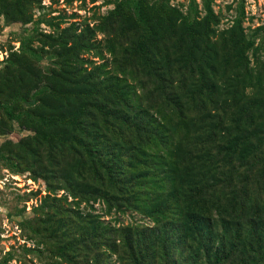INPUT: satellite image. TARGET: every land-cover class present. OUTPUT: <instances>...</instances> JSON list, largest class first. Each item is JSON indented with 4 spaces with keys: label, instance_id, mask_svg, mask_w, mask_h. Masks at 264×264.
<instances>
[{
    "label": "trees",
    "instance_id": "1",
    "mask_svg": "<svg viewBox=\"0 0 264 264\" xmlns=\"http://www.w3.org/2000/svg\"><path fill=\"white\" fill-rule=\"evenodd\" d=\"M210 1L203 15L117 1L92 25L23 40L0 67V133L30 132L0 159L45 182L32 230L54 264H264L262 27L247 35L240 14L218 30ZM34 2L0 0V13L29 22ZM95 202L151 225L80 206Z\"/></svg>",
    "mask_w": 264,
    "mask_h": 264
},
{
    "label": "rangeland",
    "instance_id": "2",
    "mask_svg": "<svg viewBox=\"0 0 264 264\" xmlns=\"http://www.w3.org/2000/svg\"><path fill=\"white\" fill-rule=\"evenodd\" d=\"M121 0H38L31 9L32 20L29 22L10 21L4 13H0V67L11 51H18L22 41L34 37L39 31L50 32L59 25L60 28L70 23L78 27L86 23L92 25L101 15L113 8ZM161 1V0H157ZM165 1V0H162ZM184 12L196 11L203 15L205 0H166ZM210 5L219 16L218 30L229 27L236 17L242 14V26L247 35L252 34L257 27L255 41L264 40V0H211ZM242 11V12H241ZM41 19V20H40ZM55 25H49L48 22ZM102 35L97 34V38ZM36 44V42H33ZM96 63L101 60L91 53L85 54ZM38 64L48 70L53 65V57L44 55ZM252 63V61H251ZM13 129L8 133H0V146L6 141L16 142L30 132L20 128L15 121ZM20 168V167H19ZM18 170V168H17ZM59 190L57 195H61ZM47 193L43 179L32 178L28 171L16 172L8 168L0 159V264H54L57 258L53 256L44 243L42 236H36L32 227H38L43 213L36 211V206L42 202ZM68 200L71 197L68 196ZM93 209L81 203L85 210L99 213L101 218L113 225L127 223H142L151 225V221L132 211L102 214V203L95 202ZM43 231L40 232L42 235ZM43 241V242H42ZM48 241V240H47ZM40 248V249H38ZM60 264H68L60 262ZM103 264H120L115 254H110Z\"/></svg>",
    "mask_w": 264,
    "mask_h": 264
}]
</instances>
